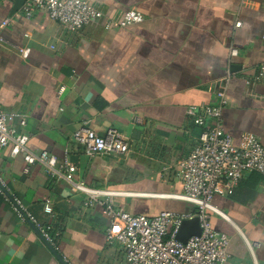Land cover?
<instances>
[{
	"label": "crops",
	"instance_id": "crops-1",
	"mask_svg": "<svg viewBox=\"0 0 264 264\" xmlns=\"http://www.w3.org/2000/svg\"><path fill=\"white\" fill-rule=\"evenodd\" d=\"M88 1L105 17L136 9L144 20L107 28L101 19L70 31L0 0V25L9 18L0 35L30 49L23 56L0 42V101L28 145L58 160L54 169L27 168L10 145L0 150L2 178L35 218L0 193V264H128L122 246L107 241L100 203L86 204L63 176L65 157L76 165L74 180L120 191L117 207L152 217L194 209L167 195L182 191L181 164L201 131L191 107L216 103L223 91L225 130L235 143L253 134L264 146V74L256 79L264 72V0ZM83 123L98 133L114 127L129 139V153L87 155L73 140ZM214 203L226 217L211 213V224L230 237L225 264H264V175L247 174ZM47 225L55 248L40 234Z\"/></svg>",
	"mask_w": 264,
	"mask_h": 264
},
{
	"label": "built area",
	"instance_id": "built-area-1",
	"mask_svg": "<svg viewBox=\"0 0 264 264\" xmlns=\"http://www.w3.org/2000/svg\"><path fill=\"white\" fill-rule=\"evenodd\" d=\"M25 16L30 17L39 10L50 19L64 25L70 31H78L85 25L105 19V27H125L144 20V15L136 9H128L118 17H105V13L88 0H26L22 5ZM9 23V18L1 27ZM237 22L236 25H240ZM1 43H9L0 35ZM21 55L27 56L28 47L11 44ZM230 54L238 51L231 47ZM261 68L256 76L260 79ZM250 81V80H249ZM249 81H247L249 83ZM217 102L189 109L195 114L196 125L201 128L198 141L181 164L179 178L182 191L167 194L172 198L186 201L194 206L192 211H161L155 216L134 214L117 207L114 196L120 191L97 188L85 181L74 180L76 165L68 157L64 158L63 176L75 191L86 196V204L100 203L103 214L108 219L107 241L119 243L128 264H225L228 258L230 237L213 228L211 213L226 215L216 206L214 198L219 194H232L241 180L251 172L264 175V146L253 134H244L235 143L223 125L222 110L226 104L223 91H218ZM9 116L0 101V150L10 145L11 155H22L27 168L36 162L54 169L57 157L47 150L36 152L29 145V135L9 124ZM21 119L20 124L25 125ZM73 140L89 156H124L130 151L129 139L114 127L98 133L87 123L80 124L73 132ZM0 193L23 216L35 222L34 216L14 197L7 182L0 174ZM45 211L52 214L50 200H45ZM197 217L201 226L199 234L190 236L186 242L177 239L182 222ZM51 225L41 226L39 231L44 240L55 248V237Z\"/></svg>",
	"mask_w": 264,
	"mask_h": 264
},
{
	"label": "water",
	"instance_id": "water-1",
	"mask_svg": "<svg viewBox=\"0 0 264 264\" xmlns=\"http://www.w3.org/2000/svg\"><path fill=\"white\" fill-rule=\"evenodd\" d=\"M26 0H15L14 11L21 8ZM201 231V226L197 217L186 219L182 222L180 229L177 233V239L182 242H186L187 239L192 236L199 234Z\"/></svg>",
	"mask_w": 264,
	"mask_h": 264
}]
</instances>
